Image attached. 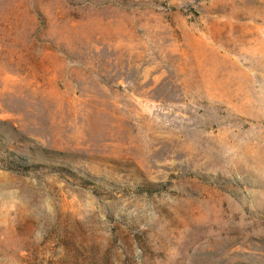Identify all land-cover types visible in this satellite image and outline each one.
<instances>
[{
    "label": "rangeland",
    "instance_id": "1",
    "mask_svg": "<svg viewBox=\"0 0 264 264\" xmlns=\"http://www.w3.org/2000/svg\"><path fill=\"white\" fill-rule=\"evenodd\" d=\"M0 264H264V0H0Z\"/></svg>",
    "mask_w": 264,
    "mask_h": 264
},
{
    "label": "trees",
    "instance_id": "2",
    "mask_svg": "<svg viewBox=\"0 0 264 264\" xmlns=\"http://www.w3.org/2000/svg\"><path fill=\"white\" fill-rule=\"evenodd\" d=\"M87 177H91V175H87ZM139 188V187H138ZM143 191H147V192H152V191H154L153 190V187H150L148 184H146L145 186H143L142 188H141Z\"/></svg>",
    "mask_w": 264,
    "mask_h": 264
}]
</instances>
